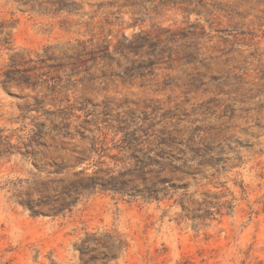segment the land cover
I'll return each instance as SVG.
<instances>
[{
  "label": "rangeland",
  "instance_id": "rangeland-1",
  "mask_svg": "<svg viewBox=\"0 0 264 264\" xmlns=\"http://www.w3.org/2000/svg\"><path fill=\"white\" fill-rule=\"evenodd\" d=\"M52 1L0 0V264H264V0Z\"/></svg>",
  "mask_w": 264,
  "mask_h": 264
},
{
  "label": "trees",
  "instance_id": "trees-1",
  "mask_svg": "<svg viewBox=\"0 0 264 264\" xmlns=\"http://www.w3.org/2000/svg\"><path fill=\"white\" fill-rule=\"evenodd\" d=\"M42 1V0H40ZM53 5H56V10H69L72 9L73 3L68 2L67 0H54L52 1ZM139 38H143L142 35L137 34L133 39H128L126 36L124 37L123 40H120L115 49L116 50H121L123 49H136L139 50L143 47L144 42H141L138 40ZM145 41V40H144ZM110 44H101L98 45V50L102 51L103 53H108ZM87 48L85 47L83 51H86ZM96 50L91 51L93 53ZM88 52V51H86ZM257 81L254 83L255 86H257L258 93L257 95H263L264 94V69H260L259 71L256 72L254 76ZM235 78H242L240 75H235ZM260 110H264V103L260 105Z\"/></svg>",
  "mask_w": 264,
  "mask_h": 264
}]
</instances>
